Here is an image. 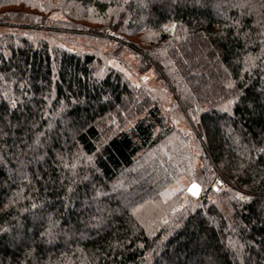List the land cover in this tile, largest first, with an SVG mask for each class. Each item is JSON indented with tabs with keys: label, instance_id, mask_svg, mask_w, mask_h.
<instances>
[{
	"label": "trees",
	"instance_id": "16d2710c",
	"mask_svg": "<svg viewBox=\"0 0 264 264\" xmlns=\"http://www.w3.org/2000/svg\"><path fill=\"white\" fill-rule=\"evenodd\" d=\"M0 25V264H264V0H0ZM86 31L156 65L189 130L63 44Z\"/></svg>",
	"mask_w": 264,
	"mask_h": 264
},
{
	"label": "rangeland",
	"instance_id": "374dc122",
	"mask_svg": "<svg viewBox=\"0 0 264 264\" xmlns=\"http://www.w3.org/2000/svg\"><path fill=\"white\" fill-rule=\"evenodd\" d=\"M52 18L56 21L61 20V22H69L72 19L67 15L58 14L52 15ZM13 25V24H12ZM89 26V25H88ZM7 27L0 25V33L5 31ZM115 35V36H114ZM103 34L104 37L101 36H93L91 32H85L81 35L69 36V40L64 41L63 44L70 49L75 50H88L92 47L99 46L103 51V54L106 55L108 65H111L121 71H123L134 84L138 86H144L148 90H153L157 92L162 100L163 107L167 114L173 115L172 122L175 123L177 127L181 130L188 131L189 125L188 121L181 117L180 110L174 108V96L166 90L164 87V80L160 73L158 72V68L156 65H152L147 59H145L139 51L134 50L132 47H121L119 48L120 40L116 39V34ZM121 37L122 34H118ZM125 39L130 41H136V37L131 35L123 36ZM99 38V39H97ZM102 38V39H101ZM126 43V42H125ZM92 45V46H91ZM121 45V44H120ZM129 45V44H128ZM201 52L192 53L189 59L192 61V70L196 71L198 66L195 61L200 58ZM147 77V79H145ZM164 90L165 92H162ZM142 111V106L136 107V112L140 113ZM125 113L128 115V111L125 110ZM178 114L175 116V114ZM199 159L197 160V164L199 163ZM221 181V180H220ZM188 178L184 177L178 181V185L175 186L167 196H172L174 194L181 193L183 203H185L190 198H198V196H193L187 189L192 184ZM196 183V182H195ZM198 184V183H197ZM220 185H224V183H219ZM200 185V184H199ZM201 188V187H200ZM202 190H200L201 194ZM199 194V195H200ZM150 213V212H147Z\"/></svg>",
	"mask_w": 264,
	"mask_h": 264
},
{
	"label": "snow or ice",
	"instance_id": "6c2138e0",
	"mask_svg": "<svg viewBox=\"0 0 264 264\" xmlns=\"http://www.w3.org/2000/svg\"><path fill=\"white\" fill-rule=\"evenodd\" d=\"M145 79H147V77H145ZM228 87H229V88H232L233 85L229 83V84H228ZM232 103H233V100H229V101H228V105H231ZM13 106L15 107V102H14V101H13ZM223 110H224V111H228V107L225 106V107L223 108ZM261 151H264V149H262ZM66 166H67V165H66ZM218 183H223V181H218ZM187 190H188L193 196H199L201 188H200V185H199V184L193 182V183L188 187ZM219 190H220V189H217V191H219ZM236 195L239 196V198L242 199V200H250V199H252L251 196L241 195L240 193H237ZM31 207H32V208H36L37 205H36V204H32ZM40 223L42 224V221H41ZM47 234H49V235L51 234L50 230H49V232H48ZM42 235H44V233H42ZM21 246L29 247V248H30V245H28V244H26V243L22 244ZM31 254H32L31 251H29V252L26 253V255H28V256H30Z\"/></svg>",
	"mask_w": 264,
	"mask_h": 264
}]
</instances>
